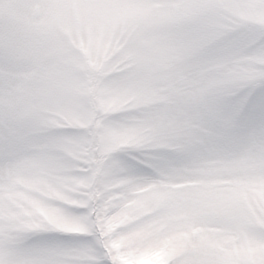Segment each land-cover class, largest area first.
Wrapping results in <instances>:
<instances>
[{
	"label": "snow or ice",
	"instance_id": "obj_1",
	"mask_svg": "<svg viewBox=\"0 0 264 264\" xmlns=\"http://www.w3.org/2000/svg\"><path fill=\"white\" fill-rule=\"evenodd\" d=\"M0 264H264V0H0Z\"/></svg>",
	"mask_w": 264,
	"mask_h": 264
}]
</instances>
